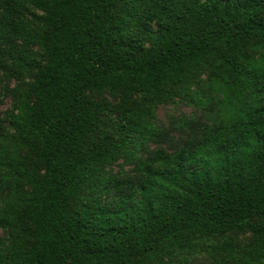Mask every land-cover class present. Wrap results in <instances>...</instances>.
<instances>
[{"label": "trees", "instance_id": "trees-1", "mask_svg": "<svg viewBox=\"0 0 264 264\" xmlns=\"http://www.w3.org/2000/svg\"><path fill=\"white\" fill-rule=\"evenodd\" d=\"M1 69L30 75L32 102L0 132V264H264V0H0ZM203 70L218 123L149 153L169 137L154 108ZM120 159L136 182L104 176Z\"/></svg>", "mask_w": 264, "mask_h": 264}, {"label": "rangeland", "instance_id": "rangeland-1", "mask_svg": "<svg viewBox=\"0 0 264 264\" xmlns=\"http://www.w3.org/2000/svg\"><path fill=\"white\" fill-rule=\"evenodd\" d=\"M259 54H262V51L252 53L251 56L257 59ZM31 82L30 75L15 77L9 71L0 70V132L5 146L10 144L9 138L13 135V129L8 121L14 105L21 100L32 102V98L28 96V85ZM181 94L180 97L174 98L171 102L154 108L153 122L168 132L169 137L163 143L148 144L146 147L149 153L163 150L172 154L180 150L186 143L189 146L196 147L201 139L198 127L201 125L212 126L218 123L220 112L216 107L215 93L209 85V70H203L199 73L196 82ZM99 98L113 102L108 94L101 95ZM147 151H139L137 155L145 159ZM104 176L132 182L139 179L134 162L125 164L122 159L108 167ZM123 190L127 191L126 186ZM103 198L104 196H102ZM112 198L111 192L107 200L111 202ZM231 237L234 241L235 255L242 259L250 251L253 242L252 236L249 233H241L231 235ZM9 239V231L0 229L2 243L6 245ZM211 244L214 247H221L224 245V241L217 238L211 240ZM165 262H171L172 264L174 262H179V264H235L230 260L228 253L217 249H202L194 253H183L172 258H165Z\"/></svg>", "mask_w": 264, "mask_h": 264}]
</instances>
